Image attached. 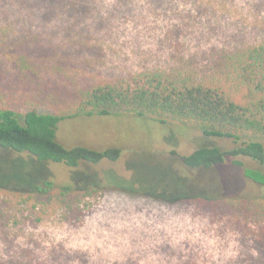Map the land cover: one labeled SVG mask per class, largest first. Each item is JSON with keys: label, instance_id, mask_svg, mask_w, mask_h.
Segmentation results:
<instances>
[{"label": "rangeland", "instance_id": "rangeland-1", "mask_svg": "<svg viewBox=\"0 0 264 264\" xmlns=\"http://www.w3.org/2000/svg\"><path fill=\"white\" fill-rule=\"evenodd\" d=\"M85 4L86 9L71 12L81 16L75 18L78 27L73 30L59 31L68 20L74 22L73 15L62 9L57 16L37 17L33 23V30L45 37L38 53L62 57L63 66L70 69L62 76L73 80L75 88L87 80L196 68L215 49L264 42V0H86ZM57 138L68 149L118 148L122 154L116 162L69 168L0 152V167L4 165L0 185L9 190L33 191L49 179L56 188L73 183L101 189L78 202L80 214L61 208L37 228L25 229L16 251L32 238L43 264H259L256 250H263L262 245H243L241 232L224 227L225 217L203 204L184 202L264 199V186L244 175L243 166L264 172V166L251 159H236L243 164L239 166L229 158L208 170L191 169L182 162L197 149L225 151L237 144L205 137L192 124L129 116L66 120L60 123ZM8 162L17 167L9 171ZM13 249L0 242V255Z\"/></svg>", "mask_w": 264, "mask_h": 264}, {"label": "trees", "instance_id": "trees-1", "mask_svg": "<svg viewBox=\"0 0 264 264\" xmlns=\"http://www.w3.org/2000/svg\"><path fill=\"white\" fill-rule=\"evenodd\" d=\"M86 0H0V152L27 156L37 163L77 168L83 163L116 162L122 150L68 149L57 138L61 122L80 117L152 118L192 124L205 137L230 140L232 150L197 149L182 157L191 169H213L233 158H248L264 166V42L215 49L196 68L149 70L118 80H87L75 88L62 57L38 53L45 37L33 30L37 17L48 20L59 9L79 13ZM68 7L70 8L68 11ZM65 13V14H68ZM64 14V15H65ZM64 15L61 19L64 18ZM72 16L73 14H69ZM60 30L78 27L77 19ZM65 22V21H64ZM57 30V29H56ZM3 168L4 165H1ZM9 171L17 167L6 163ZM245 177L264 186V172L244 167ZM100 187L66 184L56 188L52 179L33 191H12L0 185V242L17 246L25 229L37 228L51 212L61 208L80 214V203ZM207 206L225 217L224 227L241 232L243 245L264 248V199L222 198L185 200ZM36 241L0 255V264H43ZM255 257L264 264V249ZM248 259L249 253H248Z\"/></svg>", "mask_w": 264, "mask_h": 264}]
</instances>
